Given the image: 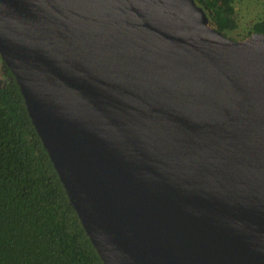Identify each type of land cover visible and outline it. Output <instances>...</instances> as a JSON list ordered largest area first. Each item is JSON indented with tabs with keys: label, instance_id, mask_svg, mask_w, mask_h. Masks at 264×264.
<instances>
[{
	"label": "water",
	"instance_id": "95a60500",
	"mask_svg": "<svg viewBox=\"0 0 264 264\" xmlns=\"http://www.w3.org/2000/svg\"><path fill=\"white\" fill-rule=\"evenodd\" d=\"M0 55L105 264H264V34L196 0H0Z\"/></svg>",
	"mask_w": 264,
	"mask_h": 264
},
{
	"label": "trees",
	"instance_id": "16d2710c",
	"mask_svg": "<svg viewBox=\"0 0 264 264\" xmlns=\"http://www.w3.org/2000/svg\"><path fill=\"white\" fill-rule=\"evenodd\" d=\"M196 2L219 31L238 28L236 0ZM254 33L264 34V18L246 38ZM7 69L11 79L0 87V264H105Z\"/></svg>",
	"mask_w": 264,
	"mask_h": 264
},
{
	"label": "rangeland",
	"instance_id": "374dc122",
	"mask_svg": "<svg viewBox=\"0 0 264 264\" xmlns=\"http://www.w3.org/2000/svg\"><path fill=\"white\" fill-rule=\"evenodd\" d=\"M238 28L226 35L235 40L246 38L250 27L264 18V0H236ZM11 79L7 66L0 55V87Z\"/></svg>",
	"mask_w": 264,
	"mask_h": 264
}]
</instances>
